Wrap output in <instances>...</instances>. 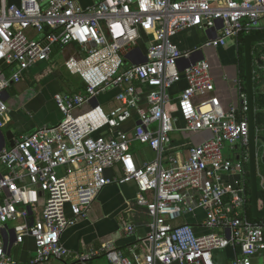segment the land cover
<instances>
[{
  "label": "built area",
  "instance_id": "1",
  "mask_svg": "<svg viewBox=\"0 0 264 264\" xmlns=\"http://www.w3.org/2000/svg\"><path fill=\"white\" fill-rule=\"evenodd\" d=\"M192 27L211 29L214 36L179 49L172 37ZM258 30H264V0H99L89 7L77 0H0V63L11 67L0 71V130L8 110L4 93L25 71L48 60L56 45L75 43L81 51L64 64L81 78L84 91L54 95L61 120L0 149V226L14 222V245L33 239L29 264H90L97 257L108 264H255L254 257L264 258V222L246 214L245 93L239 106L223 109L212 94L209 63L192 60L203 47L224 46ZM182 78L186 86L176 110L184 127L178 129L167 107L170 87ZM113 88L118 92L110 109L96 104ZM196 96L206 98L195 104ZM133 115L130 134L122 125ZM176 130L211 136L191 144L183 160L173 152ZM134 142L147 145L154 158L137 164ZM226 146L233 158L224 154ZM115 166L119 173L106 176ZM225 175L236 177L227 181ZM130 181L139 192L136 204L150 219L146 236L126 251L105 241L72 256L61 243L63 231L87 217L105 186ZM197 210L205 215L196 225L177 223ZM122 230L131 235L135 226L124 223ZM227 247L235 249L234 258L217 262L215 252ZM0 264H18L1 238Z\"/></svg>",
  "mask_w": 264,
  "mask_h": 264
},
{
  "label": "crops",
  "instance_id": "2",
  "mask_svg": "<svg viewBox=\"0 0 264 264\" xmlns=\"http://www.w3.org/2000/svg\"><path fill=\"white\" fill-rule=\"evenodd\" d=\"M82 7H89L99 0H77ZM255 33H264L258 30ZM31 35H33L31 33ZM39 37L38 35H33ZM214 31L211 29H200L197 27L187 28L172 37V42L181 50L193 49L201 44L206 38L213 37ZM240 40H231L224 46L203 47L201 51L195 53L192 60L205 59L210 66V73L214 81L215 90L212 93L219 99L223 109L227 110L232 106H239L241 103L240 95L245 93L242 85V56ZM81 51L75 43L66 45H56L53 47L50 57L46 61L35 63L31 68L23 73L21 80L11 85L4 93V100L7 105V119L1 128L0 149L3 139L6 138L5 147L9 143L18 139L22 134L31 133L41 126H52L57 124L62 114L59 111L54 95L75 94L84 91V83L78 75L70 73L65 67V61L70 57H79ZM258 69V68H257ZM11 67L0 63V71L9 73ZM259 70L255 77L260 78ZM240 81V87L235 80ZM138 86V85H137ZM186 82L182 78L169 89L172 101L167 107L171 114L177 118L176 127L183 129L184 121L180 113L176 110V97L185 88ZM138 89L145 90L138 86ZM118 89L113 88L103 94L102 98H97L96 102L110 109L114 104V98ZM206 97L196 96L193 98L195 104L200 103ZM88 106L75 111L79 113ZM134 114V113H133ZM136 115H133L122 125V130L131 134L136 122ZM260 130V129H259ZM173 149L185 160L187 149L191 144L200 143L204 138L210 137L209 131L197 133H186L176 130L173 132ZM137 164L150 161L154 158V152L144 144L134 142L131 148ZM229 153H231L229 151ZM228 156V155H227ZM235 156L233 153L232 158ZM230 157V156H229ZM119 167L108 168L105 170L106 176H113L119 173ZM234 175H225L227 181L234 179ZM139 194L133 181L123 184H110L105 186L95 200L92 202L87 217L67 227L61 234V243L71 252L72 256L84 251H91L100 247L105 241H112L113 244L123 251L126 248L141 240L149 231L148 224L150 219L146 214L145 208L136 204V197ZM43 197L40 198L38 212L42 208ZM259 208L261 202L258 201ZM66 216L70 217L69 207L65 208ZM204 211L197 210L195 215H186L180 218L177 223L188 222L196 225L204 218ZM124 223H132L135 226L134 233L126 235L122 227ZM14 222L0 226V238L10 256L18 264H29L34 251V242L30 237H25L22 243L13 244ZM196 230L199 231L198 228ZM203 231V230H201ZM146 245L142 248L144 249ZM235 249L227 247L215 252V260L219 263H228L235 256ZM255 264H264V258L256 256L252 259ZM64 264L59 261H51L48 264ZM66 264H73L68 261ZM90 264H108L103 257L93 259Z\"/></svg>",
  "mask_w": 264,
  "mask_h": 264
},
{
  "label": "water",
  "instance_id": "3",
  "mask_svg": "<svg viewBox=\"0 0 264 264\" xmlns=\"http://www.w3.org/2000/svg\"><path fill=\"white\" fill-rule=\"evenodd\" d=\"M264 43V33H252L242 36L243 60H244V77H245V104L246 119L248 122L249 145H248V171L250 181V205L253 218H264V208H259L258 194L264 190L260 188V180L258 171V161L264 165V126L257 130L255 124V114L258 111H264V103H257L258 95L264 96V80L255 83V71L253 69L254 62L261 65L260 61L253 59L254 46ZM98 102H96L97 104ZM100 132L99 134H101ZM0 134L2 131L0 130ZM6 138L3 139L2 148L5 147ZM14 143L10 142L9 147ZM1 148V149H2ZM264 178V174H261ZM260 188V189H259ZM264 201V199H261Z\"/></svg>",
  "mask_w": 264,
  "mask_h": 264
},
{
  "label": "trees",
  "instance_id": "4",
  "mask_svg": "<svg viewBox=\"0 0 264 264\" xmlns=\"http://www.w3.org/2000/svg\"><path fill=\"white\" fill-rule=\"evenodd\" d=\"M240 42L242 43V36L239 38ZM242 53H243V48L241 49ZM241 66L242 69H244V60H243V56H242V61H241ZM245 77H244V70H242V85H243V91H245ZM259 80H264V75H261ZM258 80V81H259ZM255 83H257V80L255 81ZM257 103H264V96L263 95H258L257 99H256ZM255 124L257 129H261L264 126V111H258L255 114ZM248 168V166H247ZM260 189V188H259ZM247 193H248V202H247V217L251 220V221H262L264 222V218H253L252 217V213H251V205H250V181H249V172H248V183H247ZM259 198L264 199V191L260 192L258 194ZM263 208H264V202H263Z\"/></svg>",
  "mask_w": 264,
  "mask_h": 264
},
{
  "label": "flooded vegetation",
  "instance_id": "5",
  "mask_svg": "<svg viewBox=\"0 0 264 264\" xmlns=\"http://www.w3.org/2000/svg\"><path fill=\"white\" fill-rule=\"evenodd\" d=\"M243 45L241 43V49ZM240 49V50H241ZM255 54V60L260 61L261 65H258V70L261 72V75H264V43H260L254 47L253 55Z\"/></svg>",
  "mask_w": 264,
  "mask_h": 264
},
{
  "label": "rangeland",
  "instance_id": "6",
  "mask_svg": "<svg viewBox=\"0 0 264 264\" xmlns=\"http://www.w3.org/2000/svg\"><path fill=\"white\" fill-rule=\"evenodd\" d=\"M256 46V45H255ZM254 46V47H255ZM253 59L255 60V54L253 55ZM258 65L254 62V64H253V69H254V71H255V73L254 74H256V72H258ZM262 73H264V72H262ZM259 78L261 77V72H259V76H258ZM257 82H259V81H257ZM103 97V94L99 97V98H102ZM224 154L227 156H230V157H232V155H233V153H229V149H228V146H226V148L224 149ZM258 171H259V173H261V174H264V165L263 164H261L260 163V161H258ZM56 263V262H55ZM56 264H58V263H56Z\"/></svg>",
  "mask_w": 264,
  "mask_h": 264
}]
</instances>
